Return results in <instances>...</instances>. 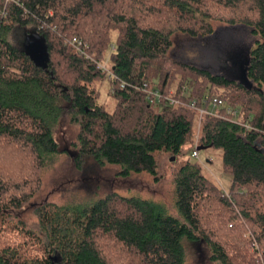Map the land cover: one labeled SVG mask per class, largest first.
Wrapping results in <instances>:
<instances>
[{"label": "trees", "instance_id": "trees-1", "mask_svg": "<svg viewBox=\"0 0 264 264\" xmlns=\"http://www.w3.org/2000/svg\"><path fill=\"white\" fill-rule=\"evenodd\" d=\"M18 27L33 49L12 43ZM225 28L253 45L240 79L172 53L177 33ZM106 80L112 111L98 102ZM213 98L238 109L235 120L188 106ZM64 126L75 153L60 147ZM196 131L198 152L221 150L228 189L206 174L211 160L181 151ZM60 153L73 174L91 159L119 167L127 189L142 174L168 183L172 210L112 188L85 204H34ZM187 243L203 245L211 264H264V0H0V264H187Z\"/></svg>", "mask_w": 264, "mask_h": 264}, {"label": "rangeland", "instance_id": "rangeland-1", "mask_svg": "<svg viewBox=\"0 0 264 264\" xmlns=\"http://www.w3.org/2000/svg\"><path fill=\"white\" fill-rule=\"evenodd\" d=\"M212 23L214 28H221V24ZM15 33L13 32L11 35L12 43L20 49H26L32 39L23 41L20 29H16ZM111 34L114 39L117 34L116 30H112ZM245 37L244 32H235L230 28H225L218 35L210 38H191L177 33L173 36L172 53L183 61L197 66H208L213 71L226 72L232 78L240 79L243 74L240 68L241 60L244 53L247 52L246 47H253L249 38L245 39ZM105 62L108 63V58H106ZM97 87L100 90L98 102L105 105L108 111H112L115 106V100L108 94L107 80L102 84H98ZM65 128L66 126L62 127L60 131L58 130L56 137L62 149L67 148L72 153H75V149L70 147V138ZM185 157H188V155L180 156L176 163L182 162ZM199 157L201 161L211 160L206 165V174L221 184L224 190L228 189L231 177L221 169V150L210 147L203 148L199 150ZM190 159L197 160L191 157ZM74 169L72 161L68 159L65 153L58 154L54 163L44 169L42 173L43 186L38 195L34 197L33 203L52 201L58 204H85L105 196L112 188L122 195H139L141 197L159 199L170 211L172 210L173 200L170 194V185L161 181L155 182L147 174L141 175L140 182H138L135 189H127L126 181L121 180L116 174L119 169L117 166L108 164L98 166L93 160L85 159L80 173L73 174ZM161 173L164 175L169 174L167 169L161 170ZM22 218L26 223L33 220L28 208L22 212ZM187 249V264H211L203 245L197 244L195 246L187 243Z\"/></svg>", "mask_w": 264, "mask_h": 264}, {"label": "built area", "instance_id": "built-area-1", "mask_svg": "<svg viewBox=\"0 0 264 264\" xmlns=\"http://www.w3.org/2000/svg\"><path fill=\"white\" fill-rule=\"evenodd\" d=\"M73 42L76 43V46L78 45V47L80 46V41L77 39H73ZM80 48V47H79ZM78 48V50H79ZM80 51L83 52V49H80ZM86 57H90L88 55H86ZM96 66L98 69H100L102 72H106L108 78H116V76L114 75V73L108 69V67L106 66V64L104 62H96ZM121 86L123 87L124 85L121 84ZM145 90V88H142ZM146 92L153 94L155 97H159L161 96L158 92H150L148 89L145 90ZM165 99L167 100L168 104H177L179 103V100L174 99L172 97L165 96ZM189 107L194 108L197 111L198 116L201 118V116L203 114H209L211 116L214 117H224L222 114V109H225L226 114L232 116L231 119L235 120V117L237 116V110L235 107H232L230 105H227L223 102V100L218 99V98H213L210 101H208L207 103H203L202 106H196V104L194 102H191L189 105ZM197 139H198V133L195 135V140L194 141H188L186 142L184 145L181 146V151L186 152L188 150H191L190 156L192 158H196L198 160H200L199 157V152L195 149V147L197 146ZM255 245V243H254Z\"/></svg>", "mask_w": 264, "mask_h": 264}, {"label": "crops", "instance_id": "crops-1", "mask_svg": "<svg viewBox=\"0 0 264 264\" xmlns=\"http://www.w3.org/2000/svg\"><path fill=\"white\" fill-rule=\"evenodd\" d=\"M18 29H20L21 31H22V35H23V41L25 40V41H29L30 40V38L32 39L31 40V43L29 44V45H27V48L26 49H33L34 48V45H35V40H34V38L32 37V33L30 34L29 33V31L30 30H28V29H23V28H19L18 27ZM16 32V30L14 31V33ZM16 34V33H15ZM21 49H25V48H21ZM34 51V50H33Z\"/></svg>", "mask_w": 264, "mask_h": 264}, {"label": "water", "instance_id": "water-1", "mask_svg": "<svg viewBox=\"0 0 264 264\" xmlns=\"http://www.w3.org/2000/svg\"><path fill=\"white\" fill-rule=\"evenodd\" d=\"M244 79L246 80V77L244 76ZM201 149H203V147H201V146H199L198 147V150H201ZM173 159V158H172Z\"/></svg>", "mask_w": 264, "mask_h": 264}]
</instances>
